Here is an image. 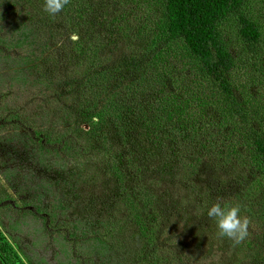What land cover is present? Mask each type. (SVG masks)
<instances>
[{
    "label": "rangeland",
    "instance_id": "374dc122",
    "mask_svg": "<svg viewBox=\"0 0 264 264\" xmlns=\"http://www.w3.org/2000/svg\"><path fill=\"white\" fill-rule=\"evenodd\" d=\"M35 2L40 0H0V41L7 33L5 22L13 19L10 11L25 10L20 14L36 17L34 12L26 13L33 10ZM138 2L114 0V67L120 61L118 58L122 56L124 61L126 55L141 49L157 50L170 63L178 61L173 54L177 50L174 43L151 42L148 33L138 31L133 18L137 16L132 17V7ZM250 2L263 22L264 34V1ZM89 4L96 12V5ZM5 5L7 8H1ZM223 26L238 65L231 73L237 80L235 94L253 119L252 110L247 107L253 101L255 105L264 103V35L252 56L241 48L233 26L229 22ZM93 35H87L83 41L90 52L81 56L80 62L73 65L68 57H59L53 48L49 49L39 68L26 69V79L18 83L9 76L13 73L8 69L17 66L16 56L23 49L7 48L0 42V236L22 264L127 263L146 243L136 241L135 216L157 218L174 201L178 210L165 223L159 220L166 229L172 226L173 239L189 243L187 250L194 253L200 264H238L249 252L242 242L236 244L220 238L206 210L214 203L239 204L241 216L249 221L248 229L261 224L256 212L264 207V184L257 181L264 183V171L254 168L241 137L232 132L229 122L218 111L212 95L215 89L205 93L198 90L200 98L185 105L190 106L196 126L180 120L186 113L178 115V126L187 137L191 136V140L185 139L184 148V161L194 157L191 162L196 170L192 171L191 180L180 179L174 185L175 180L149 174L145 181L147 192L141 199L126 201L137 212H129L128 217L114 208V195L108 193L114 188V175L109 168L118 161L119 149H123L117 143L114 124H130V118L135 116L156 119L159 113L161 129L177 120L165 122L162 112L146 109L143 93L148 89L143 88L146 84L140 76L144 65L137 68V76L126 75L127 79H121L114 88L119 71L113 69L110 59L99 56L97 47L103 39ZM62 40L59 37L58 43ZM104 42L108 50L111 45L106 39ZM65 45L68 43L57 49L66 48ZM88 73L94 76L90 74L92 80L87 79ZM201 87L211 86L204 82ZM187 97H181V102L185 104ZM133 98L136 100L132 102ZM247 98L246 107L243 101ZM123 99L133 103L129 110ZM200 100L206 102L199 104ZM233 122L234 127V118ZM260 131L264 132V126ZM222 192L230 195L231 202L216 195ZM263 250L264 245L251 256L264 260ZM166 253L162 249L155 256L159 260Z\"/></svg>",
    "mask_w": 264,
    "mask_h": 264
},
{
    "label": "trees",
    "instance_id": "16d2710c",
    "mask_svg": "<svg viewBox=\"0 0 264 264\" xmlns=\"http://www.w3.org/2000/svg\"><path fill=\"white\" fill-rule=\"evenodd\" d=\"M98 1L100 3H95ZM89 3L96 5V12L92 11L94 8ZM43 4L44 0L35 2L33 10L28 9L26 13L34 12L36 17L47 16L45 18H29L20 14L25 10L10 9L13 19L5 22L7 33L1 39V44L7 48L23 49L22 54L16 56L14 63L17 66L8 69L11 70L9 73H13L9 76L14 81L18 83L25 80L26 69L39 68L38 65L45 58L42 56H46L52 48L59 57H68L75 65L80 62L81 56L90 52L83 44L86 36L99 35L103 39L97 47L99 56L104 60L110 59L113 69L119 71L114 78V88L119 86L121 79H127L126 75L137 76L136 70L144 65L143 74L140 75L141 81L146 84L143 88L146 86L148 89L143 93L144 104L146 109L162 112L165 122L177 120L179 114L186 113L180 120L195 125L190 106L186 108L185 105H189L191 99L200 98L197 96L198 90L205 93L215 89L212 95L215 97L218 111L229 122L232 132L241 137L254 168L264 171V132L260 131L264 126V103L255 105L253 101L252 105L247 107L249 97L244 99L243 103L247 109L252 110L250 114L253 119H250L244 110L245 107L243 108L241 98L235 94L237 80L231 77V73L238 69V65L223 26L229 22L243 51L250 52L253 56V51L260 45L264 34L263 22L251 8L250 0H139L137 5L132 7V17L137 16L133 18L137 20L138 31L148 33L151 42H163L167 45L174 43L177 50H173V54L176 53L178 61L170 63L167 56L161 55L157 50L141 49L135 52L136 54L126 55L124 61L122 56L118 58L120 61L115 67L114 0H70L64 10L55 16L47 14ZM1 8H7V5ZM87 21L90 23L87 24ZM11 33L13 35L8 39ZM74 34L79 38L73 40L71 37ZM59 37H63V40L58 43ZM105 39L111 45L108 50H105L108 46L104 42ZM64 43H68L66 48L57 49L64 47ZM59 64L62 62H57V65ZM90 74H87L88 80H92ZM204 82L211 87L202 89ZM184 95H188L185 104L181 102ZM148 98L153 101L149 102ZM123 100L126 105L128 103L129 110L136 98L131 99L132 102ZM203 101L205 100L197 102L201 104ZM180 108L182 111H179ZM115 110L120 113L117 107ZM114 113L119 118L115 111ZM128 113L131 114L130 111ZM159 116L160 113L156 119L135 116L130 118V124H114L117 143H121L123 149H119L118 161L111 163L109 168L110 174L114 175V188L109 189L108 193L114 195V208L126 213L128 217H131L129 212L135 213L137 210L128 206L126 201L141 199V195L147 192L145 181L149 174L160 176L162 180H175V185L180 179L191 180L196 170L191 162L194 158L192 155L189 162L184 161L185 139L191 140V136L187 137L180 129V120L174 121L168 128H159ZM233 118L237 122L234 127ZM161 179L157 178L160 183ZM257 183L264 184L260 181ZM211 185L213 183L210 181ZM216 195L231 202L230 195L225 192ZM60 199L62 201V198ZM178 208L172 201L163 208L164 212L157 218L136 214V227L133 228L136 241L146 243L139 247L137 254L127 263H115L200 264L194 253L187 250L189 243L173 239L170 234L172 226L166 229L159 223V220L165 223ZM256 214L262 219V223L248 229L250 231L242 245L249 253L240 258L238 264H264L263 258L258 260L251 256L252 252L261 251L264 245V207ZM250 224L254 226L252 219ZM97 241L102 244L101 237L97 236ZM162 249L167 250V253L159 258L160 263L155 253ZM261 255L264 256V250ZM0 264H22L1 236Z\"/></svg>",
    "mask_w": 264,
    "mask_h": 264
},
{
    "label": "clouds",
    "instance_id": "9594fccd",
    "mask_svg": "<svg viewBox=\"0 0 264 264\" xmlns=\"http://www.w3.org/2000/svg\"><path fill=\"white\" fill-rule=\"evenodd\" d=\"M70 0H44V10L47 14L55 16L62 12ZM78 39L77 35L71 37ZM206 216L212 220L220 238L234 241L236 244L243 242L248 236L249 221L241 216V206L214 203L206 210Z\"/></svg>",
    "mask_w": 264,
    "mask_h": 264
}]
</instances>
